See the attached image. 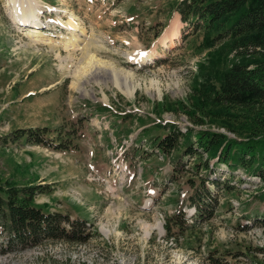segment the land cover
Here are the masks:
<instances>
[{
    "label": "rangeland",
    "instance_id": "obj_1",
    "mask_svg": "<svg viewBox=\"0 0 264 264\" xmlns=\"http://www.w3.org/2000/svg\"><path fill=\"white\" fill-rule=\"evenodd\" d=\"M35 1L48 43L33 46V28L20 25L0 0V179L43 188L34 204L84 219L92 237L4 252L0 236V264H208L211 252L228 263L264 264V227L244 218L259 207L253 196L260 185L241 171L235 175L243 181L232 182L240 195L219 192L210 220L183 234L173 225L172 236L166 230L177 210L196 222L187 204L193 161L175 166L158 152L151 139L164 132L155 123L192 126L181 103L190 106L196 85L214 75L211 55L231 62L227 50L204 47L203 31L194 32L174 10L178 0ZM175 22L177 37L162 45ZM127 115L132 119L123 122ZM73 123L84 135L78 151L5 141L17 129ZM205 128L227 133L217 124L195 127ZM228 175L218 170L214 177Z\"/></svg>",
    "mask_w": 264,
    "mask_h": 264
},
{
    "label": "trees",
    "instance_id": "obj_2",
    "mask_svg": "<svg viewBox=\"0 0 264 264\" xmlns=\"http://www.w3.org/2000/svg\"><path fill=\"white\" fill-rule=\"evenodd\" d=\"M174 10L194 32L203 31L206 49L222 45L220 52L227 50L232 60L227 63L219 52L211 55L215 82L205 77L193 90L195 101L190 106L181 103L192 123L185 132L174 123H155L164 133L151 139L154 148L174 158L175 166H180V160L193 161V178L187 180V204L194 207L196 222L190 223L186 213L177 210L168 218L167 233L173 235L170 225L183 234L197 223L210 220L219 208V192L240 195L241 189L232 184L237 179L243 181L235 175L236 171L258 180L260 189L253 197L259 207L244 218L264 227V0H178ZM130 119L131 115L122 117L123 122ZM208 123L223 127L227 133L195 129ZM49 131L56 134L55 139L46 136ZM82 131L74 123L54 130L17 129L5 141L21 144L26 140L62 152L78 151V141L84 137ZM218 170L228 171V178L221 181L214 177ZM44 191L35 185L19 186L0 179V236L6 243L2 245L4 252L54 240L82 244L92 237L84 219L46 212L36 206L35 195ZM207 260L208 264H233L215 252L209 253Z\"/></svg>",
    "mask_w": 264,
    "mask_h": 264
},
{
    "label": "bare ground",
    "instance_id": "obj_3",
    "mask_svg": "<svg viewBox=\"0 0 264 264\" xmlns=\"http://www.w3.org/2000/svg\"><path fill=\"white\" fill-rule=\"evenodd\" d=\"M7 3L5 6L9 7V8H13L12 9V13L14 15V17H21L19 20V24L20 25H24V26H29V28H33V32L31 31V33L28 34V37L30 38V45H39V44H47L48 42L42 41V38L46 37V35L44 33H42L41 31H39L38 26L39 23L37 22V19H39L37 16V3L35 0H7ZM25 8L26 10L29 11V15L24 16L23 12H22V8ZM68 26H72L74 28L75 25L71 22L67 23ZM176 22L175 24L172 26L173 28V32L171 33V35L165 37L162 39V45H167L169 42H172L178 35V31L175 28L176 26ZM58 37L59 38H63L62 33H58ZM76 46V45H73ZM148 57V59H151L152 53L146 55ZM101 61L96 60L93 56H91V61H90V65H97L99 64ZM98 66V65H97ZM96 67V66H95ZM125 74V73H124ZM130 76V73H126L125 75H123V77H127ZM126 81V79H125ZM131 93V92H130ZM157 227H161L160 222L157 223ZM102 231L108 235L109 234V230L105 227H102Z\"/></svg>",
    "mask_w": 264,
    "mask_h": 264
}]
</instances>
